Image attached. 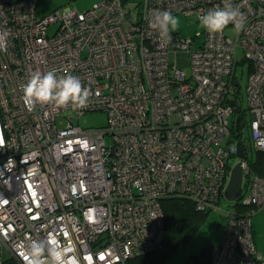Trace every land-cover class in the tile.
<instances>
[{
	"label": "built area",
	"instance_id": "2783aa9c",
	"mask_svg": "<svg viewBox=\"0 0 264 264\" xmlns=\"http://www.w3.org/2000/svg\"><path fill=\"white\" fill-rule=\"evenodd\" d=\"M39 1L0 0V264L4 248L24 264L33 241L55 244L68 264H127L160 246L166 197L214 207L235 156L245 170L240 204L209 264H264L252 230L264 208V162L254 172L244 140H226L244 129L236 66L248 61L249 126L264 153V0H98L44 16ZM226 6L244 17L235 38L204 29L166 41L150 27L157 12L200 20ZM49 70L91 88L87 107L29 111L23 87ZM95 110L108 113L107 125L72 120Z\"/></svg>",
	"mask_w": 264,
	"mask_h": 264
},
{
	"label": "rangeland",
	"instance_id": "374dc122",
	"mask_svg": "<svg viewBox=\"0 0 264 264\" xmlns=\"http://www.w3.org/2000/svg\"><path fill=\"white\" fill-rule=\"evenodd\" d=\"M96 1L98 0H41L37 6V11L40 16H44L52 10L63 6L74 7L81 11L91 8ZM173 15L177 16L180 20V26L175 32L181 35H194L196 32L204 30L200 24V20L195 14L186 15L183 12H176L173 13ZM225 32L232 38L236 37L235 28L233 26H227L225 28ZM242 54V50L238 49L239 58ZM248 72V61H241L237 63L236 74L240 79L239 88L243 96V107L246 108L245 117L242 120L245 125L240 135L239 131L233 127V132L226 136V140H230L234 143L240 141L241 139L244 140L247 146L248 158L256 163V167L253 168V171L257 172L259 171L261 162H259L258 147L254 142L252 130L249 126L252 114L247 108L246 87L248 82ZM232 116L236 117V114H233ZM72 120L74 123L83 127L105 126L108 123V113L104 110L89 111L80 117H74ZM57 124L59 126H65L68 124V119L66 117L59 116L57 117ZM237 161V157H233L231 160L232 165H234ZM236 201L237 200H230L225 195H222L214 207L206 210V213L199 223L197 230L187 241L181 242L178 247L169 254L164 264H204V261H195L191 257L199 255L203 249L208 250L209 247H212L223 240L225 225L228 221L227 213L235 210ZM252 230L257 248L264 254V208L258 209L252 214ZM3 251V258L10 259L12 257L11 252L7 248H4ZM160 251H162V249H159L157 252Z\"/></svg>",
	"mask_w": 264,
	"mask_h": 264
},
{
	"label": "clouds",
	"instance_id": "9594fccd",
	"mask_svg": "<svg viewBox=\"0 0 264 264\" xmlns=\"http://www.w3.org/2000/svg\"><path fill=\"white\" fill-rule=\"evenodd\" d=\"M200 24L209 33H223L229 24H233L237 31L244 27L243 14L238 10L226 6L213 10L200 17ZM180 20L171 12L163 11L154 14L150 27L159 30L166 41H171V32L178 30ZM91 88L84 87L79 78L72 75L57 77L49 70L46 73L33 72L23 87L22 101L31 111L36 105H54L57 108H66L71 105L74 109L86 108ZM3 132L0 130V147L4 146ZM65 252L55 244L45 245L33 241L27 247L22 259L24 264H68Z\"/></svg>",
	"mask_w": 264,
	"mask_h": 264
},
{
	"label": "trees",
	"instance_id": "16d2710c",
	"mask_svg": "<svg viewBox=\"0 0 264 264\" xmlns=\"http://www.w3.org/2000/svg\"><path fill=\"white\" fill-rule=\"evenodd\" d=\"M258 153L259 162H261L259 172H261L263 171L264 153L259 149ZM253 166L256 167V163H253ZM239 204L236 202V205ZM162 209L164 212V230L160 246L130 258L127 264H164L169 254L181 242L187 241L197 230L206 213V210H198L196 203L192 199L183 196L166 197L162 200ZM159 249H162V251L157 252ZM210 249L211 247H209V251L203 249L199 255H194L191 258L195 261L201 260L204 261V264H209ZM1 264L21 263L12 256L10 259L4 258Z\"/></svg>",
	"mask_w": 264,
	"mask_h": 264
},
{
	"label": "water",
	"instance_id": "95a60500",
	"mask_svg": "<svg viewBox=\"0 0 264 264\" xmlns=\"http://www.w3.org/2000/svg\"><path fill=\"white\" fill-rule=\"evenodd\" d=\"M239 156H244L245 153L240 144L237 148ZM245 170L242 165V161L238 160L231 168L230 177L228 183L224 189V195L230 200H238L241 195L243 182H244Z\"/></svg>",
	"mask_w": 264,
	"mask_h": 264
}]
</instances>
